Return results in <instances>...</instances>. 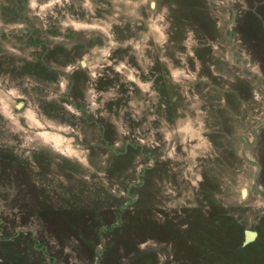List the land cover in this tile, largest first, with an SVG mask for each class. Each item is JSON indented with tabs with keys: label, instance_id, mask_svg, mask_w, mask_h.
I'll return each instance as SVG.
<instances>
[{
	"label": "rangeland",
	"instance_id": "obj_1",
	"mask_svg": "<svg viewBox=\"0 0 264 264\" xmlns=\"http://www.w3.org/2000/svg\"><path fill=\"white\" fill-rule=\"evenodd\" d=\"M0 264H264V0H0Z\"/></svg>",
	"mask_w": 264,
	"mask_h": 264
},
{
	"label": "water",
	"instance_id": "obj_2",
	"mask_svg": "<svg viewBox=\"0 0 264 264\" xmlns=\"http://www.w3.org/2000/svg\"><path fill=\"white\" fill-rule=\"evenodd\" d=\"M242 193H244V190L242 191ZM257 236V231L253 230V229H244L243 231V241H242V245H246L249 242L253 241Z\"/></svg>",
	"mask_w": 264,
	"mask_h": 264
}]
</instances>
